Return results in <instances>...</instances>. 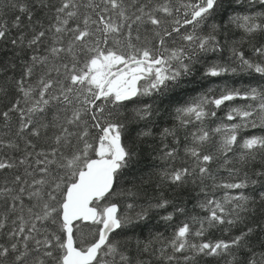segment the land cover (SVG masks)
<instances>
[{
    "label": "snow or ice",
    "instance_id": "6c2138e0",
    "mask_svg": "<svg viewBox=\"0 0 264 264\" xmlns=\"http://www.w3.org/2000/svg\"><path fill=\"white\" fill-rule=\"evenodd\" d=\"M236 74L252 81L188 93ZM249 129L264 133V0H0V264H264ZM147 149L159 164L128 181Z\"/></svg>",
    "mask_w": 264,
    "mask_h": 264
},
{
    "label": "trees",
    "instance_id": "16d2710c",
    "mask_svg": "<svg viewBox=\"0 0 264 264\" xmlns=\"http://www.w3.org/2000/svg\"><path fill=\"white\" fill-rule=\"evenodd\" d=\"M237 36H239V33H237ZM245 49H246V54L250 55L251 53L247 52V46H245ZM227 55L228 53L225 52L224 56L227 57ZM199 76H200V72H197L194 79H198ZM251 81H252V77H250L247 74H236V75H228V76H222V77H216V78H208L207 80L200 81L199 83L189 84L188 93H190V95L192 96H195L197 93L203 91L204 89L208 87L223 86L225 83H227L229 86L241 87L243 85H247ZM184 98L187 99L188 97L185 96ZM241 103H243V101L239 99L233 102H226L225 105H222L221 108L217 110L218 112L217 118L209 120L208 124L211 127H215L220 122L221 118L225 116L226 112L228 111L229 106H235ZM132 107L133 105H129V109H131ZM164 126H171V118H169L167 123H161L160 127H164ZM160 127L156 129L157 138H158ZM252 134L259 135V134H264V133H262V131L259 129H249V130L242 132L240 134L239 139L242 140L244 136H249ZM142 147L146 148V146H142ZM239 152H240V149L237 147L235 154L239 155ZM150 153H151L150 149H147L146 151L141 153L140 163L137 166V168L134 170V173L127 177L128 181L135 180L137 183H139L141 179H147L148 174L154 171V168L159 164V161L154 160L153 156ZM213 167L215 168L216 166L213 165ZM255 167L259 168L260 167L259 163H257ZM222 175L226 178L228 174L227 172H223ZM125 186H128V185L126 184ZM144 191L146 193V196L148 197L155 195L156 194L155 184L154 183L146 184L144 186ZM163 191L165 192V195L167 196L168 199L170 200L176 199L177 193H173L170 188L164 189ZM223 193H224V190H218L216 192V195L219 197V196H222ZM198 198H201L199 197L198 189H193L191 186H189L188 189L183 190L179 193V199L183 200L186 203V206L189 212L192 214L199 213L200 211L198 208L195 207V204ZM123 203H126V201ZM123 203L121 204L122 210H123ZM171 210L172 209L169 207L168 211H171ZM161 214H164V213L161 212ZM181 219H183V217L176 219L175 222L179 223V220ZM159 225H160L159 217L156 215H153L152 218L148 221L149 227L159 226ZM159 230L163 231V227H160ZM170 231L171 229H169V232ZM137 234H140V230H137ZM147 234H148L147 228H144L143 235L147 236ZM211 235L212 237H220L221 234L219 232H213Z\"/></svg>",
    "mask_w": 264,
    "mask_h": 264
}]
</instances>
